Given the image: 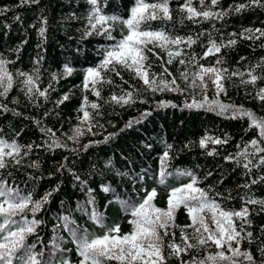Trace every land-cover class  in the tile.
Instances as JSON below:
<instances>
[{
    "label": "trees",
    "instance_id": "1",
    "mask_svg": "<svg viewBox=\"0 0 264 264\" xmlns=\"http://www.w3.org/2000/svg\"><path fill=\"white\" fill-rule=\"evenodd\" d=\"M19 0H0V8L10 7L13 10L0 16V58L13 61L8 65L10 71H24L31 73L36 67L38 58H42L40 67L41 89L47 88L52 83L54 91L49 89L47 99L44 97H29L25 94L23 85L17 83L7 94V98L0 97V138L9 142L15 140L19 145H41L33 147L22 160L21 165L10 166L3 172L12 173L7 177L10 184L18 187L24 194L31 193L33 199H40L49 191L59 186V191L54 192L49 202L36 214L35 219L43 223L37 229V233L43 238L44 244H49L54 235L63 237V247L72 264H78L76 247L71 241L69 233L63 228H53L61 223L60 217L69 216L75 221L70 227L79 226L87 229L89 233L103 235L104 229L94 224L85 214L93 209L104 216L107 226L120 225L121 233H127L131 226L126 220V215L119 203L115 201L118 195L121 200L129 199L139 203L144 196V189L156 188L158 196L154 203L157 207H167L168 190L188 183L189 178L178 177L179 171H190L199 180L198 186L205 190L211 188L210 195L216 197L222 207L239 210L243 206L241 196L247 190L239 185L248 181L244 175V169L237 167L225 157L235 155L252 139L257 138V130L249 128V120L245 118H231V111L218 114V111H208L206 108H188L186 103H192L193 98L201 100L202 95L198 89L189 88L183 94L175 91H149L139 79H134V74L119 69L120 76L114 73H105L111 84H98L103 99L97 100L92 92L82 90L85 70L95 67L101 60L99 50L107 46L109 41L103 36H89L83 38V28L86 24L85 17L89 10L86 0H40L37 5L16 7ZM151 2V0H149ZM209 0H206L208 3ZM184 0H170L172 9V21H152L151 30H165L172 35L194 38L197 33L205 32L196 44L186 49V54L201 56L208 45V32L220 42L223 38L227 41L230 33H237V44L232 47L222 48L219 58L223 61L221 67L229 72H243L244 80L250 68L258 62L264 61V37L259 40L239 39V33L244 29H264V7L250 6L237 13L231 11L222 20L204 21L193 24L184 20L181 23L182 14L178 11ZM194 6L199 8V0H193ZM249 4V0H219L214 11L228 10L238 4ZM264 3V0H262ZM134 0H106L104 13L121 18H128L130 8ZM20 19L16 20L15 17ZM47 19V31L45 38L38 35L41 26L40 18ZM32 25H35L33 27ZM213 25L215 27L213 28ZM144 27H149L145 25ZM126 32L123 25L117 23L113 27L112 35L117 40L121 33ZM258 35V33H257ZM181 47H186L181 45ZM156 52L162 60H157L149 53V61L152 67L150 72L161 73V64L167 60L165 53L159 48ZM217 56H209L200 60L205 66L215 64ZM65 65L71 66L73 73L59 82L51 81V74L57 75L63 72ZM173 76L177 77V83L185 87V82L179 79L181 66L173 62L166 65ZM257 75H264V69L256 68ZM121 76L123 79H121ZM171 80L172 77H166ZM127 81V83H125ZM226 94H221L217 99L226 105L242 106L252 111L257 117H264V103L254 99L257 90L264 88V79L258 80L255 85L241 83V77L233 76L224 82ZM127 91H133L135 103L120 106L105 101L113 94L122 95ZM69 99L57 106L56 101L64 95ZM89 102L100 104V115L94 114V122L99 126L94 127L92 133L85 132L78 142L67 140V136L73 134V130L80 126L78 117L84 96ZM207 97L212 100L215 97V89L209 83ZM13 100L17 101L13 103ZM144 101V102H141ZM163 104L167 106H161ZM175 105V106H173ZM92 112L90 108L87 109ZM150 115L142 116V113ZM18 113V114H17ZM47 113V115H46ZM40 121V124H37ZM132 122L130 127L126 125ZM138 121V122H137ZM52 129L62 142H66L67 148L50 150L45 141L48 137L42 133L41 128ZM94 133V134H93ZM214 138H227L223 145L209 144L207 148H201L199 141L205 135ZM105 137H109L105 141ZM84 145H91L87 150ZM166 145H171L170 159L167 163V171L172 173L166 178V183L161 185L159 172L161 170L160 157ZM237 145L240 147L238 148ZM215 149L214 155H208V151ZM76 150V151H74ZM251 150V149H249ZM38 163V168L30 167ZM65 167L60 169V165ZM71 170V171H69ZM73 173L81 180L86 181V187L74 178ZM122 173L123 175H117ZM211 173V175H209ZM252 177L264 175V171L253 169ZM143 180H140V177ZM30 177H34L31 179ZM101 184L108 185L115 192L104 193ZM86 188L95 189L92 195L95 197V205L88 204ZM231 194L232 199H223ZM257 199H264V183L253 185L250 193ZM113 201L109 203V201ZM250 210L251 227L256 238L252 244L244 241L242 250L251 251L259 259L258 244L264 238V211L258 205H247ZM29 214V219H31ZM191 221L186 210L181 207L175 213V224L184 226ZM176 242H180V228L174 229ZM191 232V229H188ZM31 237L30 240H34ZM171 239V237L166 238ZM40 250L38 246L37 251ZM215 251L214 248L210 249ZM49 249L45 248L44 260L48 259ZM196 253H193L195 255ZM200 255H204L201 251ZM188 259V257H185ZM115 264V262H113ZM168 264H179L174 258Z\"/></svg>",
    "mask_w": 264,
    "mask_h": 264
},
{
    "label": "snow or ice",
    "instance_id": "2",
    "mask_svg": "<svg viewBox=\"0 0 264 264\" xmlns=\"http://www.w3.org/2000/svg\"><path fill=\"white\" fill-rule=\"evenodd\" d=\"M40 0H19L16 7L25 5H37ZM89 10L85 17L86 24L83 28V38L97 35L103 36L111 43L101 48L99 53L101 60L95 67H89L85 70L82 90L84 92H92L97 100L103 99L98 84L113 81L107 79L105 73H114L120 76L119 69L127 70L134 74V79H139L144 86L151 92L157 91H175L183 94L189 88L198 89L202 95L201 100L193 98L192 103H186L188 108H206L208 111H218V114H224L231 111V118H247L249 120V128L257 130V138L247 143L242 150L235 155L230 154L225 157L226 160L234 162L237 167L244 169V175L249 179L245 183L239 185L240 188L247 190L241 200L243 206L237 209H227L222 207L216 196L210 195L211 188L205 190L200 188L198 178L190 171L177 170L178 177L185 176L189 178V182L178 187H171L168 190L167 207L160 208L154 203L158 192L156 188L144 189V196L139 203L133 202L131 198L121 200L116 195L115 201L120 204L124 214L129 217L128 223L131 230L127 233H121L120 225L107 226L104 222V216L93 209L91 213L85 212L89 219L98 227L104 229L103 235H95L89 233L87 229H81L74 225L75 221L70 220L69 216L60 217L61 223H58L53 232L56 233L57 228H63L71 237L72 243L76 247L78 264H168L169 260L175 259L179 264H264V238L258 244L260 253L259 259L249 250H242V243L247 241L252 244L256 239L253 232L248 230L251 227L250 210L247 205H258L261 211H264V199L254 198L249 194L253 185L264 183V175L252 177L250 174L253 169L264 171V117H257L252 111L244 109L242 106L226 105L220 102L217 97L226 94L224 81L231 79L233 76L241 77V83L255 85L258 80L264 79V75H257L256 68L264 69V61L250 68L246 75L248 80H244L245 73L229 72L227 68L221 67L223 61L218 54L222 48L232 47L237 44V33H230V38L225 41L223 38L217 42L211 32H208V45L201 56L197 57L193 54H186V49L191 48L197 41L204 36L205 32H199L195 38L192 35L183 37L180 35H172L169 32L161 30H151L152 21H172V9L170 8V0H134V5L130 8L128 18H121L115 15H107L104 13V4L106 0H86ZM219 4V0H199V8L194 6L193 0H184L178 11L182 14L181 23L184 20L191 21L193 24H199L204 21L222 20L229 12L237 13L243 11L250 6L264 7L262 0H249V4H238L234 8L228 10L214 11L213 9ZM10 7L0 8V16L12 11ZM16 20L20 17L16 16ZM47 19L40 18L41 26L38 28V35L43 39L47 31ZM123 25L126 32L121 33V38L116 39L112 35L115 24ZM148 25L149 27H144ZM35 27V25H32ZM215 25H213V28ZM258 33V35H257ZM264 37V29H244L239 33V39L242 40H259ZM184 45L186 47H181ZM264 47V45H262ZM165 53L167 60L161 64V73L150 72L152 67L149 61V53L157 60H162L156 49ZM217 56L214 65L205 66L200 60L207 59L209 56ZM36 61L31 73L24 71H10L8 65L13 63L0 58V97L7 98V94L13 87L19 83L23 85L22 91L32 99L33 97H44L47 99L49 89L55 90L50 82L47 88L41 89L40 82V61ZM173 62L181 66L179 71V79L185 82V87H181L177 83V77L169 71L166 65ZM75 69L69 65H65L63 72L59 75L51 74V81L59 82V79L66 78L71 75ZM166 77H172L171 80ZM121 79L123 77L121 76ZM127 83V81H125ZM209 83L215 89V97L209 100L207 91ZM261 103H264V88H259L253 97ZM66 94L56 101L57 106L68 100ZM17 101L13 100V103ZM106 103H114L120 106L135 103L133 91H127L122 95H111ZM144 102V101H141ZM161 106H167L162 103ZM175 106V105H173ZM4 110L6 106L0 105ZM100 104L97 102H89L85 95L79 109L82 116L78 117L82 128L77 126L73 130L71 136H67V140L74 143L85 132L92 133L94 127L99 126L94 122V114L100 115ZM90 108L92 112L87 109ZM18 114V113H17ZM47 115V113H46ZM150 115V113H142V116ZM138 122V121H137ZM40 124V121H37ZM130 121L127 127H130ZM2 131V130H0ZM48 140L45 144L48 149L67 148L66 142H62L56 133L46 127L41 128ZM94 134V133H93ZM109 137H105L107 141ZM227 138H214L205 135L199 141V146L207 148L209 144L223 145L226 144ZM91 145H84L83 149L87 150ZM33 147H41V145H19L15 140L9 142L0 138V264H72L71 259L66 255V250L62 245L63 237L54 235L49 244H44L43 238L37 233V229L43 223L35 219L36 214L43 209V206L49 202L54 192L59 191L57 188L49 191L40 199H33L31 193L24 194L21 189L9 183L7 177H11L9 171L7 177L3 172L10 166L21 165L24 157L30 153ZM239 148L240 146L237 145ZM172 146L166 145V148L160 157L161 170L159 172L158 183L164 185L166 178L172 173L167 171V161L171 158L170 151ZM251 149V150H249ZM76 151V150H74ZM215 149L208 151V155H214ZM38 168V163L29 165ZM65 166L60 165V169ZM71 171V170H69ZM74 178L86 187L87 182L80 179L78 175L73 173ZM117 175H123L117 173ZM211 175V173H209ZM34 179V177H30ZM143 180V177H140ZM95 189L86 188L89 197L88 204L95 205V197L92 193ZM101 191L104 193L115 192L108 185L101 184ZM223 199H232L231 194ZM113 201H109L112 203ZM183 207L189 217L191 223L179 226L175 224V213ZM31 214V219H29ZM180 228V242H176V232L174 229ZM191 229V232L188 231ZM261 231H264L262 229ZM35 237L34 240H30ZM171 237V239H167ZM38 246L40 250L37 251ZM45 248L49 249L48 259L44 260ZM214 248L215 251L210 249ZM203 251L204 255H200ZM193 253H196L193 255ZM188 257V259H185Z\"/></svg>",
    "mask_w": 264,
    "mask_h": 264
},
{
    "label": "rangeland",
    "instance_id": "3",
    "mask_svg": "<svg viewBox=\"0 0 264 264\" xmlns=\"http://www.w3.org/2000/svg\"><path fill=\"white\" fill-rule=\"evenodd\" d=\"M125 219H126V220L129 219V217L126 216Z\"/></svg>",
    "mask_w": 264,
    "mask_h": 264
}]
</instances>
